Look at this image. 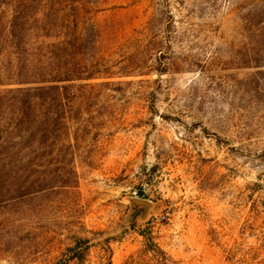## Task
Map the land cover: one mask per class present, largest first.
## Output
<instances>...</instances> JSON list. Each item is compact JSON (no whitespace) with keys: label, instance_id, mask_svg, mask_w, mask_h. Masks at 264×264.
Masks as SVG:
<instances>
[{"label":"rangeland","instance_id":"374dc122","mask_svg":"<svg viewBox=\"0 0 264 264\" xmlns=\"http://www.w3.org/2000/svg\"><path fill=\"white\" fill-rule=\"evenodd\" d=\"M0 264H264V0H0Z\"/></svg>","mask_w":264,"mask_h":264},{"label":"trees","instance_id":"16d2710c","mask_svg":"<svg viewBox=\"0 0 264 264\" xmlns=\"http://www.w3.org/2000/svg\"><path fill=\"white\" fill-rule=\"evenodd\" d=\"M44 26L45 25H48L50 26V28H55L57 25L60 26L61 24H57L56 20L55 19H49L48 21H46V23L43 24ZM61 34V33H60ZM49 37L51 36V34L49 33H41L40 35H36V38L38 37ZM54 36H72L73 39L76 38V39H79V37L76 36V34L74 32L70 33V34H66V33H62L61 35H59V33H55ZM40 43H44V40H41ZM59 43L61 44L62 42H52L51 44H48L52 47H54V49H57L56 46L59 45ZM49 52V56L46 57V62H47V66L45 67L44 69H41L42 71H40L41 75L39 76H31V77H26V79H20V81L22 80H26V82H33V83H46V82H49V84L47 85H35V86H29L26 88V90H33V91H42L44 89H57L59 87V85L57 84H52L50 82H55V81H59L61 80V77L59 76V67H58V64H57V57H56V54H55V51H48ZM44 70V72H43ZM34 97H37L39 98L40 97V94L39 93H34L33 95Z\"/></svg>","mask_w":264,"mask_h":264},{"label":"water","instance_id":"95a60500","mask_svg":"<svg viewBox=\"0 0 264 264\" xmlns=\"http://www.w3.org/2000/svg\"><path fill=\"white\" fill-rule=\"evenodd\" d=\"M129 202L134 206V207H146L149 205V203L143 199L135 198L132 197L129 199Z\"/></svg>","mask_w":264,"mask_h":264}]
</instances>
